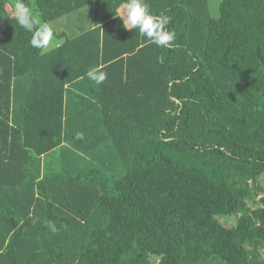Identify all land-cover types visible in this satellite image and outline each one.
<instances>
[{"label":"trees","instance_id":"16d2710c","mask_svg":"<svg viewBox=\"0 0 264 264\" xmlns=\"http://www.w3.org/2000/svg\"><path fill=\"white\" fill-rule=\"evenodd\" d=\"M13 3L0 264H264V0H223L218 19L209 0H146L170 17V48L123 27L124 0H25L50 50Z\"/></svg>","mask_w":264,"mask_h":264},{"label":"clouds","instance_id":"9594fccd","mask_svg":"<svg viewBox=\"0 0 264 264\" xmlns=\"http://www.w3.org/2000/svg\"><path fill=\"white\" fill-rule=\"evenodd\" d=\"M13 9L17 24L32 34L31 46L46 50L54 38L52 26L43 21L40 13L30 8L25 0H14ZM115 16L122 19L125 29H138L157 46L170 48L174 44L176 34L167 28L170 17L164 14L153 15L146 0H124L120 14ZM86 75L97 85L102 84L107 78V74L95 66L89 68ZM47 226L52 232L57 231L54 224L49 222Z\"/></svg>","mask_w":264,"mask_h":264},{"label":"rangeland","instance_id":"374dc122","mask_svg":"<svg viewBox=\"0 0 264 264\" xmlns=\"http://www.w3.org/2000/svg\"><path fill=\"white\" fill-rule=\"evenodd\" d=\"M222 1L223 0H209L210 12H211L212 17L215 19H218L220 17V5ZM57 43H60V41L54 36L50 46L46 50H50L54 48L57 45ZM260 185L262 186V188H264V179H261ZM262 195H264V193ZM228 221L232 223L233 219L230 218L228 219Z\"/></svg>","mask_w":264,"mask_h":264}]
</instances>
